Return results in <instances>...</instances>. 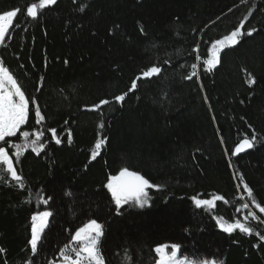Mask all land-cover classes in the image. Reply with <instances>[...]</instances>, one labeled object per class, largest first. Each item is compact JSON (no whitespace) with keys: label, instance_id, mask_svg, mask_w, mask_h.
Instances as JSON below:
<instances>
[{"label":"trees","instance_id":"obj_1","mask_svg":"<svg viewBox=\"0 0 264 264\" xmlns=\"http://www.w3.org/2000/svg\"><path fill=\"white\" fill-rule=\"evenodd\" d=\"M33 2L0 0V11L21 9L0 59L46 118L36 126L30 104L32 127L25 130L43 128L46 147L39 156L29 149L16 165L25 188L7 176L0 181V264H52L91 219L105 226L100 249L106 264H154L160 244H179L182 256L198 262L264 264V242L256 235H264V214L251 203L254 198L264 206V143L231 155L253 129L264 141V0H57L35 20L26 17ZM242 21L245 30L261 31L224 49L221 63L204 71L211 44ZM192 63L198 77L188 80ZM153 64L162 66L159 77L138 81L125 101L114 100ZM248 73L255 84L247 83ZM104 99L112 102L88 110ZM103 137L106 144L91 160ZM125 167L160 187L148 190L149 206L125 205L118 215L106 184ZM234 173L243 175L253 198ZM211 194L228 203L210 209L192 199ZM38 195L51 199L43 205ZM45 210L53 216L33 255L31 217ZM250 211L256 216L245 221ZM236 219L253 233L224 232L220 224Z\"/></svg>","mask_w":264,"mask_h":264},{"label":"snow or ice","instance_id":"obj_2","mask_svg":"<svg viewBox=\"0 0 264 264\" xmlns=\"http://www.w3.org/2000/svg\"><path fill=\"white\" fill-rule=\"evenodd\" d=\"M56 3L57 0H38V2H33L26 7V17L35 20L38 17V10L46 9ZM80 10L83 11L84 9L81 8ZM20 13L21 9L19 7L0 11V45H5L6 36L10 35L9 29L13 26L14 18ZM246 20L247 17H245V21ZM141 31H143V29H141ZM260 31V29L255 27H250L245 30V23L242 21L229 34L225 35L222 39H217L211 44L209 58L202 61L203 70L212 72L213 69L221 63V53L224 49L233 48L239 45L245 37H253L254 34H258ZM198 50L199 46L193 49L194 52H198ZM194 58L195 60H200L198 55ZM64 63L67 64L68 61L65 60ZM167 63L168 61H164V64ZM190 67V74L185 76L188 80L198 77V64L192 63ZM161 73L162 66L153 64L132 80L127 92L116 95L114 100L116 102L125 101L128 92L134 91L137 88L138 81L159 77ZM247 76V83L249 85L256 83L255 78L250 73H248ZM43 79V77L40 78V83L36 86V91H40L43 87ZM205 99H207V97H205ZM111 102L112 101L107 99L101 100L99 103L92 105L88 110H98L102 105H108ZM30 104L32 106L31 111L34 124L36 126L43 125L46 118L45 115L42 114L40 104L34 97L25 95V91L22 89L21 84L18 83L9 68L4 66L3 60L0 59V181L7 182L5 180L7 176L11 181H14L16 186L20 189L25 188V179L21 173H18L16 165L19 163L24 153L29 149L32 153H35L36 156H39L44 152L46 147V144L41 142L45 135L43 128L33 131L25 130L26 125H28L29 128L32 127V125L29 124ZM65 124H67V121H65ZM98 127L103 129L105 125L103 122H100ZM249 127L251 128V125H249ZM47 131L51 133V139L54 140L57 145L61 144V138L57 135V129L55 127H49ZM12 138H16L17 140L22 138V142H12ZM220 139L221 143H223V137ZM106 141L107 137L98 138L96 140L94 149L91 151V160H95L100 154V150L106 144ZM67 143L69 145L72 144V133L70 129L67 132ZM258 143H264V141H258L255 130L253 129L250 137L244 135L239 142L236 143L235 147L231 150V155L236 156L249 149H253ZM228 151V149H225L226 153ZM14 160L16 162L15 164ZM234 175L241 181L243 189L247 193V197L253 198V190L247 183L243 182V175L235 173ZM240 186L241 185L238 184L237 188H240ZM159 187V185L151 183L143 175L135 171H129L126 167L119 171L118 175L110 176L106 184V188L110 191L111 198L114 200L116 206L115 210L118 215L121 214L120 210L123 209L125 205L131 204L141 209L145 206H149L148 189H159ZM29 196L31 197V193ZM37 199L43 205H47L51 196L44 198L38 195ZM192 199L196 206H207L210 209L216 207L217 201H223L225 204L228 203L225 196L215 194H211V198L209 199H199L195 196L192 197ZM241 199H243V197H241ZM251 203L255 205L259 213L264 214V206L257 203L254 198L251 200ZM241 207L243 209H249V203H242ZM237 211H239V209H237ZM52 216L53 213L51 211L45 210L39 211L31 217V239L29 244L30 251L33 255L37 254L38 249L42 247L41 241ZM255 216L256 213L250 211L243 219L247 221L250 217L254 218ZM220 226L223 231L227 233H232L236 230L249 235L253 233L252 227L246 226L240 219H236L233 223L222 222ZM104 227L105 226L98 222L97 219H91L86 225L76 230L74 236L70 237L72 243L65 244L63 250H58L59 257L62 258L61 264H106L104 255L100 249V241L104 236ZM256 235L260 241L264 242V235H261L259 232H257ZM169 248H171L170 252ZM179 248V244L158 245L154 249L158 257V259L154 261V264H187L186 260L177 258ZM3 251L4 249L0 248V252ZM28 264H31V261H29ZM52 264H56L55 259L52 261ZM203 264H208V262H203ZM211 264H216V262L212 261Z\"/></svg>","mask_w":264,"mask_h":264},{"label":"rangeland","instance_id":"obj_3","mask_svg":"<svg viewBox=\"0 0 264 264\" xmlns=\"http://www.w3.org/2000/svg\"><path fill=\"white\" fill-rule=\"evenodd\" d=\"M148 190H149V189H148ZM109 192H110V191H109ZM110 194H111V193H110ZM204 207H207V206H204ZM170 251H171V248H169V252H170ZM74 258H75V257H74ZM177 258H178V259H181V260H186L187 264H203V262H208V264H211V262H212V260H209V261L204 260V261H200V262L195 261V260H189L187 257L182 256L180 249H179V251H178V253H177ZM61 259H62V258L58 259V261H56V264H61ZM216 264H217V263H216Z\"/></svg>","mask_w":264,"mask_h":264},{"label":"water","instance_id":"obj_4","mask_svg":"<svg viewBox=\"0 0 264 264\" xmlns=\"http://www.w3.org/2000/svg\"><path fill=\"white\" fill-rule=\"evenodd\" d=\"M250 150H251V149H249V150H247V151H245V152H243V153H240L239 155H236V156H234V157H239V156H242V155H244V154L248 153Z\"/></svg>","mask_w":264,"mask_h":264}]
</instances>
